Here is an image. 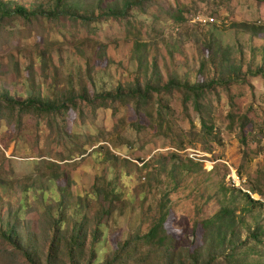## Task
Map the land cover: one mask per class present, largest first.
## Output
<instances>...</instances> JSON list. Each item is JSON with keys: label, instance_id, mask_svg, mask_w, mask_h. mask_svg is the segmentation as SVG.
<instances>
[{"label": "rangeland", "instance_id": "1", "mask_svg": "<svg viewBox=\"0 0 264 264\" xmlns=\"http://www.w3.org/2000/svg\"><path fill=\"white\" fill-rule=\"evenodd\" d=\"M124 1L0 15V216L22 241L0 232V264H31L26 250L39 264H72L70 252L104 264L126 243L116 264H190L195 253L264 264V77L250 74L264 69V0H129L123 16L101 17ZM171 79L203 92L163 90ZM136 82L161 90L136 96ZM27 99L58 107L14 103ZM162 208L166 244L135 242ZM222 208L234 220L207 230ZM79 229L83 244L69 247ZM232 230L235 261L214 241Z\"/></svg>", "mask_w": 264, "mask_h": 264}, {"label": "trees", "instance_id": "2", "mask_svg": "<svg viewBox=\"0 0 264 264\" xmlns=\"http://www.w3.org/2000/svg\"><path fill=\"white\" fill-rule=\"evenodd\" d=\"M56 5H54L50 10H44V8L40 9V11H29L27 8L18 5L15 6L14 8H10L6 3L4 2H0V15L1 18H5V17H10L13 14L24 17V18H32V17H37L39 15L42 16H46L48 18H57L59 17V15H63V16H68V17H72V15L69 12V8L67 6L66 0H55ZM131 5V3L129 2V0H125L123 2V5L120 9H115V8H107L106 11H104L101 15V17H113V18H117V17H121L124 15L125 11L127 10V8ZM82 20H86L85 17L81 18ZM250 74L254 75V76H262L264 77V69L263 68H258L257 70H255L254 72L250 71ZM171 88H181L184 89L186 92L188 91L190 94H192V98L195 99L196 97H198V94H200L203 88L202 85L196 84V85H187V84H182L177 80L171 79L168 80L167 83L165 85L162 86V89H171ZM159 89V90H157ZM161 90V88L152 86L150 84H146L145 87L143 88L142 92L141 88L139 86V82H136V84L134 85V89L132 90V93H135L134 95L136 96H150L152 91L155 92H159ZM196 96V97H195ZM17 105H22L24 108L29 109V107L31 106L32 109H35L36 111H55L57 109L58 106H53L51 104H46V105H36V102L32 99H27L26 102L25 101H16L14 102ZM42 104V103H41ZM62 105H59V108ZM203 128L205 129H209L207 127H205V125L203 126ZM252 203L254 204H258V201H254V200H250ZM261 204V203H259ZM223 216H229V221L231 222V220H234L235 218V213L228 208H222L220 210V212L212 219L206 220L203 222V226L209 230V228L213 225H216L217 223H219L220 221H222ZM168 217V212L164 211L162 208L161 211V215L158 218V220L156 221V223L148 230L147 233H145L142 236H137L136 237V241L135 242H142L145 245L148 246H152V247H162L163 245H165L166 241L168 240V235L166 234V229H165V222L167 220ZM0 222L3 223V226L0 228V232H2L3 236L5 237H9V240L11 241H19L16 237L13 239V234L14 231L13 229H11L9 227L10 223H7L4 225V220L3 217L0 216ZM56 226V225H55ZM5 228V229H4ZM19 235V234H17ZM235 236V230L231 231V234L228 235L227 233L225 234H220L218 237H216V239H214V241L217 243L216 247H219V249H228V253L226 255V258H230V261H235L237 258V254L239 255L238 251H236V249L233 246V239ZM252 240H254L255 242H260L259 241V237L258 234H255L251 237ZM55 241V240H54ZM22 242V241H19ZM84 242V238L80 237V229L78 230L77 233L73 232V237L71 238V240L68 241V246L71 247L73 245L78 246L79 244H83ZM56 241L54 242L53 246H55ZM165 243V244H164ZM132 245V244H131ZM131 245H129V243H126L125 246H123L122 248H116L111 256H110V260H107L104 264H116L117 261L119 260V258H121L124 249L126 247H130ZM139 245V244H138ZM19 248H22L20 245L18 246ZM79 247V246H78ZM83 246H81L82 248ZM230 247V248H229ZM248 247L246 244L243 243L242 248H246ZM57 249V246H56ZM128 250H130L128 252L129 256L131 257V248H129ZM27 252H25V257L27 258V260L29 262H31V264H39V261L37 260L36 256L30 251L26 250ZM96 254H92V258H95ZM57 258V253L55 251V249L50 251V257H49V262L51 263V261L53 260V258ZM74 259L75 256H73L72 252H70V257L69 260L72 264L74 263ZM211 260V259H210ZM208 260V261H210ZM189 262L190 264H211V262H207V261H203L201 259V257L199 256V253H195V255H191L189 258Z\"/></svg>", "mask_w": 264, "mask_h": 264}]
</instances>
